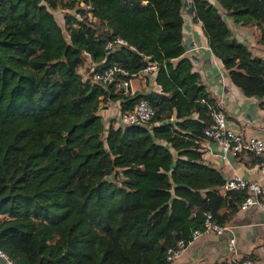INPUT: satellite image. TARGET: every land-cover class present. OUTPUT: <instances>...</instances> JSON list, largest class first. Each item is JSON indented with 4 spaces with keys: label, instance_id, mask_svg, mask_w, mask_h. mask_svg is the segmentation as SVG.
<instances>
[{
    "label": "trees",
    "instance_id": "1",
    "mask_svg": "<svg viewBox=\"0 0 264 264\" xmlns=\"http://www.w3.org/2000/svg\"><path fill=\"white\" fill-rule=\"evenodd\" d=\"M184 3L0 0V248L17 264H170L167 250L207 213L225 225L239 209L246 191H224L204 158L221 108L186 54ZM191 3L231 82L264 98V56L223 16L257 26L264 44V0ZM117 36L127 44L107 49ZM112 64L123 78L155 65L157 88L125 94L92 78ZM141 99L154 110L144 124L100 112Z\"/></svg>",
    "mask_w": 264,
    "mask_h": 264
},
{
    "label": "crops",
    "instance_id": "2",
    "mask_svg": "<svg viewBox=\"0 0 264 264\" xmlns=\"http://www.w3.org/2000/svg\"><path fill=\"white\" fill-rule=\"evenodd\" d=\"M183 15L186 54L192 56L194 68L200 72L203 82L216 97L227 121L246 134L264 137V106L261 105L264 98L246 96L231 82L209 47L201 21L193 19L191 0H185ZM232 24L234 35L245 43H247L245 39L254 40V49L248 47L254 54L264 56V46L260 45L264 44L259 42L260 29L255 25H236L234 22ZM136 79L141 83L139 86L134 85ZM156 88L154 73L139 71L131 78L132 93ZM104 108L107 115L115 109L107 122L111 119L116 121L119 103L110 101ZM202 145L205 150V161L220 168L226 179L239 175L245 179L262 180L258 170V156L252 153H240L237 156L228 154L227 159L223 160L215 140L205 139ZM226 225L228 229L223 235L214 232L203 233L190 241L170 264H235L245 255H251L255 264H264V210L256 206L238 209ZM233 234L236 235V251L230 252L227 240ZM0 264L6 263L0 258Z\"/></svg>",
    "mask_w": 264,
    "mask_h": 264
},
{
    "label": "built area",
    "instance_id": "3",
    "mask_svg": "<svg viewBox=\"0 0 264 264\" xmlns=\"http://www.w3.org/2000/svg\"><path fill=\"white\" fill-rule=\"evenodd\" d=\"M192 1V0H191ZM127 42L120 36L110 39L106 42L107 49H113ZM191 59L192 56L188 55ZM193 60V59H192ZM87 64V63H86ZM93 64H88L93 70ZM82 68V67H81ZM155 65H147L140 71L148 74L154 73ZM87 74V72L85 71ZM138 73V72H137ZM136 73V74H137ZM127 74V71L118 64H112L102 70L94 71L92 78L103 83H113L117 89H122L125 94L131 92V78H123L121 75ZM134 74V76H136ZM154 114L152 106L146 99L136 102L132 108L121 111L118 108L117 120L121 124L146 123ZM108 123V122H107ZM204 135L206 139H213L217 142L220 149V157L225 160L228 154L239 155L240 153L264 154V137L258 134H246L240 129L231 125L226 119L225 114L221 110L212 112V122L205 128ZM258 170L262 176V180H250L234 175L226 179L223 190H245L246 196L240 201L239 209H246L250 206H256L264 210V161L258 163ZM228 226L222 225L213 220L211 213H207L202 228H196L192 231L188 240L179 239L173 247L167 250L166 258L169 262L173 261L185 249L186 245L203 233L214 232L217 235H223ZM227 246L230 252L236 251V235L228 237ZM0 258L6 264H17L8 254L0 248ZM235 264H255L252 258H244Z\"/></svg>",
    "mask_w": 264,
    "mask_h": 264
},
{
    "label": "rangeland",
    "instance_id": "4",
    "mask_svg": "<svg viewBox=\"0 0 264 264\" xmlns=\"http://www.w3.org/2000/svg\"><path fill=\"white\" fill-rule=\"evenodd\" d=\"M64 10L63 9H61V8H58V9H54L53 10V13H54V15H55V17L57 18V20L60 22V24L62 25V26H64ZM223 16H224V18H225V20H226V22L228 23V25L232 28V30H233V21L231 20V18L228 16V14H226V13H224L223 14ZM236 25H238V24H236ZM246 41H247V43L246 44H248V46L250 47V48H252V49H254V47H253V45H255L254 44V40L253 41H251L250 39H245ZM261 46H264V45H262V44H260ZM87 62V64H85L82 68H81V71H84L85 72V68H86V66L88 65V64H90V61L89 60H87L86 61ZM134 85H137V86H139L141 83H140V81H139V79H136L135 81H134ZM113 108H115V107H113ZM114 110L115 109H113V112H114ZM111 112H112V109L110 110ZM106 112L107 111H105V108L103 107L102 109H101V114H102V116L104 117L103 119L105 120V122L107 123V120H108V118L110 117V116H112L113 115V112L110 114V115H107L106 114ZM116 113H117V110H116Z\"/></svg>",
    "mask_w": 264,
    "mask_h": 264
},
{
    "label": "water",
    "instance_id": "5",
    "mask_svg": "<svg viewBox=\"0 0 264 264\" xmlns=\"http://www.w3.org/2000/svg\"><path fill=\"white\" fill-rule=\"evenodd\" d=\"M190 10H191V8H190Z\"/></svg>",
    "mask_w": 264,
    "mask_h": 264
}]
</instances>
